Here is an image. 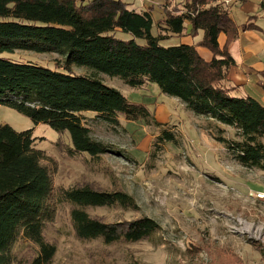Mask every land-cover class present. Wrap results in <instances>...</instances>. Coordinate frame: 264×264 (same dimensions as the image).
<instances>
[{
    "label": "trees",
    "instance_id": "16d2710c",
    "mask_svg": "<svg viewBox=\"0 0 264 264\" xmlns=\"http://www.w3.org/2000/svg\"><path fill=\"white\" fill-rule=\"evenodd\" d=\"M245 2L247 0H239ZM153 9L136 11L123 0H0V105L15 109L35 124L67 132L66 153L91 158L115 152L96 140L84 122V113L117 127L120 118L149 120L144 103L132 102L119 89L98 77H118L132 88L156 83L161 92L177 98L196 116L232 127L239 140L218 137L248 168L264 171V105L252 96L238 97L224 87L227 70L235 64L229 45L241 30H262L255 16L238 25L224 0H185L183 8H164L153 34ZM203 31L197 45L163 46L162 40ZM225 34L221 47L219 37ZM197 47L212 53L205 59ZM17 52L57 53L54 67L13 60ZM77 68L90 72L79 73ZM258 85L264 91V70ZM164 142L176 141L169 130ZM33 129L17 131L0 125V264H12V249L20 238L38 246L31 264H51L57 247L44 232L58 206H71L76 235L106 244L144 240L161 226L150 217L107 223L87 211L90 207L137 208L122 190H100L90 185L56 189L49 157L34 145Z\"/></svg>",
    "mask_w": 264,
    "mask_h": 264
},
{
    "label": "rangeland",
    "instance_id": "374dc122",
    "mask_svg": "<svg viewBox=\"0 0 264 264\" xmlns=\"http://www.w3.org/2000/svg\"><path fill=\"white\" fill-rule=\"evenodd\" d=\"M123 1L136 11L154 10L155 35L168 33L158 23L164 8H183L185 2ZM227 7L237 22L247 17L238 0H230ZM185 25L188 29L189 24ZM186 38L173 35L161 44L174 46L186 43ZM3 56L50 67L61 59L57 53ZM76 71L90 72L85 68ZM98 77L132 102L146 104L152 112L147 121L121 117L117 127L97 119L92 112L84 113L92 136L115 152L96 159L87 153L70 156L65 150L71 145L67 132L35 124L5 105H0V125L9 124L17 131L33 129L34 145L49 157L56 189L90 185L100 190H122L137 203V208L90 207L87 211L91 216L107 223L147 216L158 221L161 228L138 242L83 240L73 228L71 206L60 204L44 232L47 241L57 247L51 264H264V199L256 196L264 192V171L243 166L218 140H239L235 130L187 111L179 99L162 93L156 83L132 88L118 77L103 73ZM164 130H169L176 141H162ZM37 252L38 246L20 238L12 249V264H31Z\"/></svg>",
    "mask_w": 264,
    "mask_h": 264
},
{
    "label": "crops",
    "instance_id": "0c3cea01",
    "mask_svg": "<svg viewBox=\"0 0 264 264\" xmlns=\"http://www.w3.org/2000/svg\"><path fill=\"white\" fill-rule=\"evenodd\" d=\"M238 2L241 1L238 0ZM241 3L242 8H245L247 17L243 22H237L235 14L229 7L234 21L238 25H242L246 23L251 16H255L254 22L260 26L262 30H241L238 37L229 45V51L235 60V64L227 70L226 78L222 84L224 87L231 90V94L238 97L252 96L264 105V91L262 92L255 89V86H259L258 81L261 79L260 72L264 70V0H247ZM189 28L185 29L182 35L187 36L186 43L197 45L202 39L203 31H199L196 37H192L188 34ZM225 41V34H221L219 37L221 47L225 44ZM197 48L205 59L210 60L212 58V53L208 51V49L203 47ZM234 51H236L237 54L234 53Z\"/></svg>",
    "mask_w": 264,
    "mask_h": 264
},
{
    "label": "built area",
    "instance_id": "2783aa9c",
    "mask_svg": "<svg viewBox=\"0 0 264 264\" xmlns=\"http://www.w3.org/2000/svg\"><path fill=\"white\" fill-rule=\"evenodd\" d=\"M225 1V4H229L230 3V0H224ZM256 196L260 199H264V192H257L256 193Z\"/></svg>",
    "mask_w": 264,
    "mask_h": 264
}]
</instances>
